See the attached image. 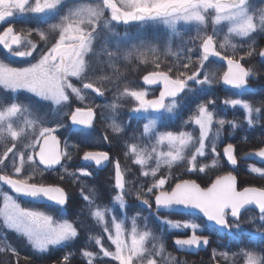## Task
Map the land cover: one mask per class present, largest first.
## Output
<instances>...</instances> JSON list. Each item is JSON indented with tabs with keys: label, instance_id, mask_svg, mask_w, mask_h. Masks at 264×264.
Masks as SVG:
<instances>
[{
	"label": "snow or ice",
	"instance_id": "snow-or-ice-1",
	"mask_svg": "<svg viewBox=\"0 0 264 264\" xmlns=\"http://www.w3.org/2000/svg\"><path fill=\"white\" fill-rule=\"evenodd\" d=\"M62 0H0V22H8L17 14H53L55 15L61 6ZM110 11V20L105 19L104 10ZM249 0H102V3L86 5L62 15L57 23L48 25L49 32H58L59 38L48 47V40L44 31H39L38 35L43 45H37L27 37V46L21 50L22 37L17 34L13 27L9 26L0 32V46L12 56L27 61L25 66H13L9 63L0 61V89L11 93L21 91L34 94L37 98L51 101L56 105L69 101V90L77 99L83 100L82 89L77 87L73 78L82 82L83 89H90L97 96H104L101 87L92 82H83L89 76L90 62L86 57L93 51V42L97 35V30L103 20V26L108 27L112 22L123 23L125 25L133 22H163L165 25L175 30L179 22L186 24L195 23L204 25L207 14L214 12L212 23L219 25L227 21L229 27L227 32L236 37H248L257 31L259 27L264 30V10L259 14V22L253 14H250ZM31 33H29L30 35ZM143 44V42H141ZM227 37L225 43L219 45L225 48L228 44ZM233 50L236 44L230 45ZM140 46L133 45L125 52V58L134 52H139ZM192 50L189 49V52ZM37 53V56H34ZM143 55L142 52H140ZM199 66L193 70L191 59L188 63H183L175 69L169 68L167 71H152L143 77L146 85H161L159 95L156 98L148 99V93L144 90L125 89V95L130 96L136 101V107L132 110L136 113L160 112L165 110L172 112L176 106L178 96L194 93L195 86L211 85L212 79L205 75L200 79V69L204 67V62L209 61L210 57L219 58L226 61L227 70L221 77L222 83L233 89H243L246 87L248 78L251 74L250 69H246L240 60L233 56L224 55L217 50V45L213 35H207L202 39L198 51ZM113 55V53H109ZM248 56L252 52L247 53ZM260 57H264V50L260 51ZM28 58H32L29 60ZM243 59V57H241ZM156 68L160 64L156 63ZM191 72V74H189ZM212 75H215L214 73ZM171 100V103H166ZM4 101L0 98V127L6 125V130L12 140L20 138L24 131L13 128V118L19 116L27 108L22 107L18 101L9 102L4 107ZM214 100L198 105V113L193 122L199 126V146L195 149L188 161L190 171L203 172L204 168H197V157L205 155V141L213 124V111L209 110L208 104H214ZM224 104L232 107L240 106L247 113V123L253 124L252 113L259 112V109H253L252 105L241 99H226ZM99 107V106H97ZM69 119L74 125L91 126L96 118L97 112L94 107H76L70 113ZM217 123L224 126L225 119H219ZM232 126L236 125L233 122ZM156 121L149 120L144 125V132L155 130ZM115 131H120L119 127H114ZM57 129L54 127H42L39 135L35 136L31 143L27 145L31 149V155L21 151L19 155V164L13 160L15 174L20 175L22 168L27 161L35 166L38 162L43 165L44 170L53 169L54 166L61 163L63 156L67 153L58 150L56 136ZM7 139V137H3ZM107 140V137L104 138ZM191 136L185 132L162 131L157 133V143L167 144V152L157 153V168L152 170V176H156L159 167V158H163L164 163L169 167L177 161L184 159L183 152L187 147ZM12 148H7L3 157H0V165L8 153L13 157L17 155ZM38 149V151H37ZM212 153H216V145L212 144ZM131 151L137 153L135 145L131 146ZM155 151V149H153ZM223 155L231 165L237 164L234 155V146L229 143L223 149ZM256 156L264 158V148L255 153ZM38 158V161H37ZM150 159L146 154L137 155L136 164L144 165ZM83 160L92 161L99 167L109 161V154L104 151H87L83 155ZM215 163V161H214ZM7 167V165H5ZM254 173L264 176V170L253 167ZM81 175L90 176L87 170H82ZM148 175L147 172L144 173ZM34 179V173L23 178H13L12 175H0V182L8 186L17 197H26L33 200H47L58 206H65L68 200V194L60 186L45 185L42 183L29 182ZM167 185V187H166ZM115 188L118 195L115 197L123 206L125 184L120 169L119 162L116 163L115 170ZM147 193L154 196V202L157 210H176L191 209L202 214L206 221L213 223L223 230H231L240 227L241 210L246 206L254 205L259 211V220L264 227V188L245 187L238 190L236 177L230 172L226 175L218 176L207 187H202L195 180L179 179L175 182L167 177L157 179L150 187ZM85 201L88 196H83ZM143 203L151 207L147 199ZM95 218L104 223L105 215L99 208L93 213ZM0 216L4 218V223L9 229H14L17 233L27 238L31 246L41 252L46 251L50 246L62 245L66 241H71L78 235L77 228L67 219L62 221L54 220L53 216L40 210L29 207H23L12 195L3 193V206L0 207ZM229 218L233 222L230 223ZM163 223L170 225L173 229H184L190 232L186 237L174 238V244L179 248L198 249L202 245H208L209 240L206 236L198 235L197 230L201 225L195 220L188 219L183 222L177 220H164ZM114 234L105 226L104 231L108 233V240L115 246V251H109L102 244L99 237L95 243L100 246V251L104 257H110L118 264H157L155 259L146 258L150 232L144 231L138 233L133 227L130 236V243L125 238L122 222L112 220ZM15 252V249L12 250ZM160 251H163V245H160ZM85 257H92L93 253L84 251ZM238 255L244 258V264H264V255H260L252 250L241 249ZM67 259V257H65Z\"/></svg>",
	"mask_w": 264,
	"mask_h": 264
},
{
	"label": "rangeland",
	"instance_id": "rangeland-1",
	"mask_svg": "<svg viewBox=\"0 0 264 264\" xmlns=\"http://www.w3.org/2000/svg\"><path fill=\"white\" fill-rule=\"evenodd\" d=\"M261 2L263 3L264 0H261ZM96 3H102V0H62L61 6L59 7L55 15L31 14V17L37 19L34 23L33 31L37 35L39 31H47L46 37L48 40V47H50L51 44L55 43V41L59 38V34L58 32H49V24L57 23L62 15L67 14L71 10H75L76 8L86 5H94ZM256 3H258V0H251L249 2L250 12L253 10ZM104 12V18L110 20V11L105 9ZM41 17L43 19L42 23L39 21ZM254 17L256 18L258 23L259 16ZM1 23L3 22H0V24ZM191 24L196 26L199 29V32L205 31L204 25H197L195 23ZM189 25L190 24H186L184 22H179L176 25V29L173 30L163 22H133L127 25L123 23L112 22L106 28L103 26L102 20L101 25L97 30L96 38L93 42V51L86 57V59L90 62V68L88 70L89 76L83 82H92L94 85L101 87L105 94L104 99L101 98L98 100L94 98V96L90 93L85 92L82 87H80L82 89V95L84 96L83 100L77 99L76 96L74 94H71L69 90V101L60 105H56L51 101L37 98L34 94H30L25 91H21L19 93H11L0 89V98H2L5 102L3 105L4 107H6L9 102L18 101L19 103H21L22 107L27 108V111L22 112L19 116L13 118L12 120L13 128L15 130H24L21 133L19 139L15 141L11 139V137L7 133L6 125L0 127V157H3L7 148H12L13 144L16 145V147L13 148V152L17 153L15 157H13L12 153H8V156L4 161V165H0V175L9 174L12 175L13 178H23L29 174L34 173V179L30 180V183L36 182L45 185L60 186L68 194L69 201L65 209H56L50 206L40 208L28 205L27 203L20 201L14 195H10L17 199V201L23 207H29L44 211L52 215L54 220L57 221L67 219L69 222L74 224L78 231L77 237H75L73 240L66 241L62 245L50 246L46 251L41 252L34 249L28 242L27 238L22 234L17 233L14 229H9L4 223V218L0 216V264H8L9 260H11L10 264H30L31 261L28 262V260L26 259V257H29L27 256L28 254H31L32 256H35L36 259H38L40 258V255H52L59 247H62L64 245L73 246L74 244L76 247H79L83 244V247H80L78 249V254L81 259L87 264H96V258L101 259V261H105V259H108L111 260V264H118L117 261L112 260L110 257H104L103 253L100 251V246L95 243L96 238L99 237L105 248H107L109 251H115V246L112 245L108 240V233L104 231L105 226H107L109 230L114 234L115 230L112 225V220L114 218L117 220V222H122L125 238L129 243L133 227L136 228V231L138 233H143L144 231L150 232L151 235L146 242V258L153 259L154 257L157 264H167L168 257L165 251H160V245L163 243L162 236H164L165 238L169 232L177 230L173 229L170 225L163 223L164 220H169L168 218H159V237L156 233H153L154 230H152L150 226H146L145 222L141 223V216L138 212V210L140 211V208L134 204L132 207L125 208L124 204L122 206L120 202L115 199L118 194L114 195L115 201L112 203L111 207L106 206L104 202H93L92 200L94 196L89 189L86 180L82 181L79 185L74 184L76 173L79 177H88L81 175V171L87 169L80 168L75 171L73 169L69 170L68 168L62 167L60 171L58 170L47 173L38 165L33 166L32 162L26 160L20 175L17 176L14 171L13 160H15L16 164H19L18 153L21 151L25 152L26 156L33 154L31 149L27 148V145L32 142L35 136L39 135V131L42 127H54L58 130L60 120L63 117L68 116L66 113H70L72 111V109H70L71 106H69L70 104L68 103L70 102V99L74 98L78 107L86 108L91 106L96 108L97 119L99 120L96 125L100 126L103 130H111L112 134H118L121 131L122 109H130L131 115H134L135 117H141V119L143 118L140 126L141 137L137 133L136 126L134 127L135 129H133V131L129 133V139L133 144H135L137 148V153H133L131 151L132 145H129V155L133 158V163L135 164L137 155L146 154L147 156H150V159H147L144 165H139L141 168L142 176L154 179L152 184L157 179L161 178L162 176L153 177L152 170L157 168V153L167 152L169 148L167 144L160 145L157 143V133L168 130H165L167 128L162 130L157 129L155 125L154 131L150 130L148 133H145L144 125L148 123L150 119L155 120V116H152V114H149V112L136 113L132 111L136 107V101L130 96L125 95L124 90H144L147 91L148 95H150L152 92L150 90L142 88L139 81V76L141 77V74L143 72L147 70L167 71L169 68H171L172 62L175 64L173 65L175 68L180 67L183 63H188L189 58L191 59L193 54L196 53V51L198 52L200 45V40H193L195 38H193L192 41L181 42L182 36H179V34H181L183 32V29L187 28ZM212 26L213 27H211L210 32L214 34L217 48L220 51L226 52V55L229 56H231L234 52V50L230 46L231 44H236V48H238L241 47L242 44H244L243 40L247 39V41L250 42V45L246 44L245 47L246 49L248 48L251 50V42L253 40H251L252 38L250 36L264 35V30L259 27V24L257 31L250 34L248 37H236L234 34H229L227 32V28L229 27L227 21L221 22V24L219 25L213 24ZM26 34H29V32H27ZM199 37L201 38V36ZM226 37L229 43L225 48H220L219 45L221 43H225ZM234 38L236 39L235 41ZM27 40L30 39L27 38ZM27 40H24V38L22 39V50L27 46ZM32 42L35 43L34 41ZM141 42H143V44ZM37 45L39 44L37 43ZM133 45L140 46V51L134 52L132 55L125 58V52L130 50ZM118 49L120 50V52L118 51ZM189 49H191L192 51L189 52ZM140 52H142L143 55H141ZM109 53H113V55L110 56ZM34 56H37V53H34ZM28 59L31 60L32 58ZM120 62L123 63L118 66V63ZM26 63L27 61L24 60V62H22L21 64L14 66H25ZM156 63L160 64V68H156ZM200 72V79H203L205 75H208L210 79H212V83H218V79L220 78V70L218 69V67H213V69H210L207 74L205 71V73H203V71ZM213 73L215 75H212ZM79 82L82 85V82ZM211 85L195 86V92L205 93L211 88ZM222 99L224 101L226 99L234 98L232 94H227L224 95ZM223 101L222 105L224 115L219 116V111L213 110L214 120L211 126V130L209 131L208 137L206 139V142L208 144L207 149L205 148V155L203 157L208 156V158L210 159L209 161H207V167L209 168H216L219 165L217 162V155L212 153V145L210 143H215V145H217L219 142H221L223 131L226 130L224 127L227 124L231 125V123H228L231 122V118L226 112L230 110L232 106L224 104ZM193 111L194 112L192 113V120L198 113V106L195 107ZM168 113L169 112L165 111L164 115H168ZM221 118L225 119L226 121L224 126H220L217 123V121ZM196 126L199 129V126ZM114 127H119L120 131H115ZM93 129H96L95 132L98 133L97 128ZM227 131H229L227 136L228 138H230V129H227ZM56 133L61 137L67 135V131L61 128L59 129V131H56ZM93 135L94 134H90V136L86 135L82 138L88 144L94 145L105 143V139H101L102 137L100 138L97 135ZM3 137H7V139H4ZM198 146H196V148ZM153 149H155V151H153ZM195 149H193L189 153L186 147L183 152L184 159L177 160L173 164L184 163L186 169L188 170L190 168L188 161H190L191 155L194 154ZM63 152L66 153L65 149H63ZM186 152L189 155H187ZM65 157L69 158L70 156L69 154H67ZM203 157L198 156L197 163H199V160ZM5 165H7V167H5ZM161 168H170L167 163H164L163 158H159V167L156 174ZM145 172L148 173L147 176L144 175ZM108 177H110L109 174H107L106 178L108 179ZM101 186L104 187L106 185L102 184ZM5 192L6 191H3L0 185V207L3 206V193ZM85 195L89 197L88 201L82 199V197ZM143 205L146 206L144 203ZM97 208L104 212V223L98 221L93 215ZM77 212H81L82 215L78 216ZM81 230L84 232V234L80 232ZM8 242H10L12 245H9ZM89 245H92L94 248H96L98 253H96V255L93 254L92 257H85L83 255V252L89 251L88 249H86V247ZM13 249H15V252L12 251ZM11 254L13 256L12 259L10 257ZM232 258L233 257L225 254L223 260H226V262L231 264L233 260ZM28 259L30 260V258ZM51 264L57 263L54 262Z\"/></svg>",
	"mask_w": 264,
	"mask_h": 264
},
{
	"label": "flooded vegetation",
	"instance_id": "flooded-vegetation-1",
	"mask_svg": "<svg viewBox=\"0 0 264 264\" xmlns=\"http://www.w3.org/2000/svg\"><path fill=\"white\" fill-rule=\"evenodd\" d=\"M250 1L251 0H249V2ZM261 10H264V2L262 3L261 0H258V3H256L250 14L259 16V12ZM213 16L214 12L210 11V13L207 14V19L204 24V32H199V29L193 24H190L187 28L183 29V32L179 34V36H182L181 42L192 41V39L195 38L193 40L199 39L201 43L202 39L207 35H213L214 37V34L210 32L211 27H213ZM33 19L34 18L31 17V14H17L15 17L11 18L10 21L0 24V32H3L4 28L11 26L17 34L21 35L22 39L24 37H27L32 40L30 38V35L26 33L32 32V25L34 27V23L37 20ZM39 21L41 23L43 22L42 17ZM46 32L47 31H45V34ZM199 36H201V38ZM250 37L252 38L251 40H253L251 42V50L248 48L246 49L245 45H250V42L247 41V39H244V44H242L241 47L236 48L231 55L233 56V58L240 60V63L246 69L251 70V74L248 78V82L245 88L230 89L224 87L221 82V77L223 75V72L226 71L227 65L223 61H219L210 57L209 61L204 62V67L201 68L200 71H203V73L206 72L207 74L210 69H213V67H218V69L220 70V78L218 79L217 84L212 83L211 88L205 93L194 92L188 95L182 94L181 96H178L176 98V106L173 108L172 112L168 113V115H164L165 110H161L160 112L150 111L149 114L155 116L154 119L156 121L157 129L162 130L167 128L165 130L173 131L176 133L185 132L189 134L191 136V140L187 145V150L189 153L199 145L198 142L200 130L197 128L196 124L193 123L192 113L194 112L193 109H195V107H197L200 103H207L209 100H214V104L208 105L209 110H218L220 113L219 116H223L224 111L222 105V97L227 94H232L234 99L247 101L252 105L253 109H259V112L254 111L252 113L253 124L249 125L247 123V113L242 107H232L226 113L231 118V122H233L236 126L233 127L231 123V125L227 124L224 127L226 130L223 131L222 141L216 145V151L219 154L217 155V162L219 165L216 168L207 167V161H209L210 159L208 158V156H205L199 160V163H197V168H204L203 172H200L198 170H187L185 164L181 163L173 164L170 168L167 169L161 168L156 174V177L166 176L173 182L179 179H190L195 180L202 187H207L218 176L226 175L230 172L236 177L238 190H242L245 187L264 188V176L251 171L253 167L264 170V158H260L257 156V159H254L249 157L252 154L255 155V153L261 148H264V60L259 57V53L264 47V35H252ZM235 40L236 39L234 38V41ZM41 43L44 44V41H41ZM217 50L220 51L218 48ZM118 51L120 52L119 49ZM249 51L252 52L251 56L247 55ZM220 52L226 55V52ZM197 53L198 52L196 51V53H194L191 57L193 70L199 66V57L197 56ZM241 57H243V59H241ZM0 60L13 66L19 65L24 62V60L12 56L11 53H7L2 48V46H0ZM122 63L123 62L118 63V66ZM171 65V68L175 69V67L173 66L175 64L173 62L171 63ZM150 72L152 71L147 70L143 72L141 74L142 76H139V81L142 88H145L146 90H150L152 92L147 96V98L153 99L159 95L161 86L149 88L143 85L141 82L142 77L146 74H149ZM189 74H191V72H189ZM72 82H77L78 85H76V83L74 84L77 87H82L81 83L78 80L73 79ZM84 90L85 92L93 95L94 98L98 100L101 98L104 99L105 97V94L102 97H98L91 90ZM166 103H171V100H167ZM68 104H70L69 106H71L70 109H72V111L77 106L74 98L70 99V102ZM68 118L69 115L67 117H63L60 120L59 128L57 130L59 131L60 128L64 129L67 131V135L61 137L60 135H57V133H55L60 142L61 152H63V149H65L66 153L70 156L69 158L65 156L62 157V162L58 170L60 171L62 167L68 168L69 170L73 169L75 171L80 168L87 169L88 172L91 173V175L87 178H82L79 177L76 173L74 184L79 185L82 181L86 180L88 187L94 196L92 200L93 202H104L106 206L111 207L112 203L115 201L114 195L118 194V190L115 188V170L116 163L119 162L125 184L124 206L125 208H128L132 207L134 204L139 207L140 211L138 210V212L141 216V223L145 222L146 226H150V228L154 230L153 233H156L160 237V217H165L172 221L179 220L181 222H183L184 220L192 219L201 225V228L197 230V234L206 236L209 240V243L208 245H206L205 249L198 248L194 249L196 251L189 253L178 251L176 245L174 244V238L186 237L190 235V232L188 230L179 229L168 233L166 237V239L168 238V243L162 241L163 250L168 257L167 264H229L228 262H226V260H223L225 254L233 257L231 264H244V258L238 255L241 249L252 250L260 255H264V227L261 226V221L259 220V211L255 206L246 207L245 209H243V211H241L239 220L240 227L233 228L231 230H223L217 228L209 224L205 218L197 214H161L155 212L153 207L154 196L147 193V188L152 185L154 179L142 176L140 166L133 163V158L129 155L128 151L129 145H135L129 139V133L133 131V129H135L134 127L136 126L137 133L140 136V126L143 118L141 119V117H135L134 115H131L130 109H122V128L118 134H112L111 130H103L100 126H97L96 123L99 122V120L97 119V115L91 127L87 130L72 128L68 121ZM93 128H97L98 133H96V129ZM227 129H230V138H228L227 136L229 132L227 131ZM71 132H76V134H78L76 139H74L76 144L86 147V149L82 150V152L80 153H77L72 149L71 140L69 139V133ZM90 134L97 135L100 138L102 137L101 139L107 137V140H105L106 144L102 143L93 145L86 143L82 137L86 135L90 136ZM229 143L233 144L234 155L237 159V164L232 167L225 161L222 156L224 147H226ZM207 144L208 143L205 141L206 149ZM210 144L212 145L213 143ZM87 151L107 152L109 154V161L106 168L98 169L93 164L86 165L81 163L80 157ZM186 154L189 155L187 152ZM107 174L110 175L108 179L106 178ZM102 184L106 186L102 187ZM2 190L8 193V191L3 187ZM144 199H147L149 201L151 207L143 205ZM68 201L69 196L67 203ZM67 203L63 209L67 207ZM40 208H42V206ZM77 215L81 216L82 214L81 212H77ZM229 220L230 223L233 222L231 218H229ZM80 232L84 234L82 230ZM8 244L10 245L11 243L8 242ZM72 247V250H77V256L81 259L78 254V249L80 247H83V244L79 247H76L74 244ZM86 249H88L95 255L96 253H98L96 248H94L92 245L87 246ZM95 262L96 264H111V260L108 259H105V261H101V259L96 258Z\"/></svg>",
	"mask_w": 264,
	"mask_h": 264
},
{
	"label": "trees",
	"instance_id": "trees-1",
	"mask_svg": "<svg viewBox=\"0 0 264 264\" xmlns=\"http://www.w3.org/2000/svg\"><path fill=\"white\" fill-rule=\"evenodd\" d=\"M30 38L36 44L37 43L39 45L42 44L40 37L33 31V25H32V32L30 34ZM74 83H76V85H78L77 82H74ZM77 135L78 134H76V132H71V133H69V139L71 140L72 149L74 151H76L77 153L78 152L80 153L82 150L86 149V147L83 145H77L76 144L74 139H76ZM46 175H48V174H46ZM166 237L164 238V236H162V240H163V242L168 243V238L166 239ZM72 248H73L72 245H64L62 247L57 248V250H55V252L50 256L47 254H44V255H40V258L36 259L35 256L28 254L27 256H29V257H26V259L28 260V262L31 261L30 264H49V263L51 264L54 262H56L57 264H86L85 261H83L82 259H80L77 256V250L74 249L72 251ZM10 257L12 259V257H13L12 254ZM65 257H67V259H65ZM28 258H30V260ZM10 261L11 260H9L8 264H10Z\"/></svg>",
	"mask_w": 264,
	"mask_h": 264
},
{
	"label": "water",
	"instance_id": "water-1",
	"mask_svg": "<svg viewBox=\"0 0 264 264\" xmlns=\"http://www.w3.org/2000/svg\"><path fill=\"white\" fill-rule=\"evenodd\" d=\"M262 50H264V47L261 49V51ZM259 57H260V55H259ZM211 58H213V59H216V60H219V61H221L219 58H216V57H211ZM262 60H264V57H260ZM223 62H225L226 63V61H223ZM227 65V64H226ZM146 75H148V74H146ZM145 76V75H144ZM143 76V77H144ZM143 77H142V79H141V82H142V84L143 85H145L146 87H159V86H161V85H146V84H144V82H143ZM221 82H222V79H221ZM223 84V83H222ZM223 86L224 87H227V88H230V89H233V88H231V87H229V86H226V85H224L223 84ZM90 90V89H89ZM99 97V96H98ZM95 120V119H94ZM93 120V121H94ZM68 121H69V123H70V125H71V127L72 128H74V129H85V130H87V129H89L91 126H83V125H74V124H72L71 123V121H70V119L68 118ZM57 140L59 141V139L57 138ZM58 150L59 151H61V147H60V142L58 143ZM37 151H38V149H37ZM83 155H84V153L81 155V157H80V162L81 163H83V164H86V165H88V164H93V165H95L94 164V162H92V161H85V160H83ZM222 156H223V158L225 159V161L227 162V160H226V158L224 157V155H223V151H222ZM250 158H254V159H257V156L256 155H250L249 156ZM37 161H38V158H37ZM61 162H62V159H61ZM228 163V162H227ZM37 164H38V162H37ZM107 164H108V161L107 162H105L104 164H102L101 166H99V167H97L96 165V167L98 168V169H105L106 168V166H107ZM229 164V163H228ZM39 165V164H38ZM60 165H61V163L59 164V165H56V166H54V168L53 169H50V170H45L46 172H52V171H55L56 169H58L59 167H60ZM231 167L233 166V165H231V164H229ZM39 166H41L43 169H44V167H43V165H39ZM0 184L5 188V189H7L10 193H12V191H11V189H9L8 188V186H6V185H3L2 184V182H0ZM55 186H57V185H55ZM12 194H14V193H12ZM15 195V194H14ZM22 200H26V201H29V202H32V203H34V204H36V205H43V204H48V205H52V206H54V207H57V208H63V207H61V206H58V205H56V204H54V203H52V202H50V201H47V200H33V199H31V198H26V197H20ZM153 205H154V210H155V212H157V213H167V214H170V213H184V214H189V213H191V214H197V215H200V216H202V214H200L199 212H197V211H195V210H191V209H183V208H180V209H176V210H164V209H161V210H157L156 209V205H155V202H154V199H153ZM252 206H254V205H250V206H246V207H252ZM245 207V208H246ZM244 208V209H245ZM241 211H243V209L241 210ZM203 217V216H202ZM208 222V221H207ZM209 224H211V225H213V226H215V227H217V228H219L218 226H216V225H214L213 223H211V222H208ZM176 248H177V250L178 251H181V252H193V251H196V250H194V249H187V248H184V249H182V248H179L178 246H176ZM206 248V246L205 245H202L199 249H205Z\"/></svg>",
	"mask_w": 264,
	"mask_h": 264
}]
</instances>
